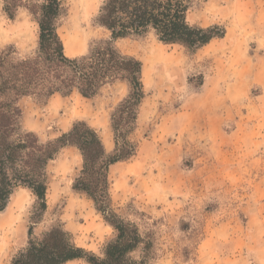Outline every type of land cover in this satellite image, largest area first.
I'll list each match as a JSON object with an SVG mask.
<instances>
[{"label":"rangeland","instance_id":"obj_1","mask_svg":"<svg viewBox=\"0 0 264 264\" xmlns=\"http://www.w3.org/2000/svg\"><path fill=\"white\" fill-rule=\"evenodd\" d=\"M60 1L65 15L57 32L67 57L80 58L108 40L95 22L102 0ZM2 7L0 0V51L12 46L17 58L33 55V16L19 8L9 20ZM187 21L224 27L223 40L193 54L152 34L116 43L142 63L145 98L130 136L136 155L109 168L111 208L152 243L147 264H264V0H193ZM127 94L124 83L91 100L73 94L48 127L34 133L46 142L61 135L57 120L71 128L84 121L111 153L110 115ZM45 105L31 97L20 104L40 120ZM75 160L62 151L49 163L47 210L40 217L29 191L13 193L0 213V264H11L27 247L30 226L36 239L61 227L96 256L115 238L92 201L72 190L81 168V157Z\"/></svg>","mask_w":264,"mask_h":264},{"label":"trees","instance_id":"obj_2","mask_svg":"<svg viewBox=\"0 0 264 264\" xmlns=\"http://www.w3.org/2000/svg\"><path fill=\"white\" fill-rule=\"evenodd\" d=\"M2 3L9 20L14 19L19 8L28 9L38 25V43L34 54L25 58H17L12 46L0 51V213L7 209L17 189H26L35 198L38 217L43 215L47 210L48 165L61 150L74 147L80 154L81 168L71 188L86 195L116 232L101 256H96L76 246L61 227H53L36 239L30 226L27 247L11 264H67L73 260L88 264H147L152 243L134 223L125 221L111 208L109 168L136 155L137 147L130 136L145 98L142 63L122 53L116 43L152 34L160 43L177 45L193 54L212 40L223 38L224 27L189 24L187 14L193 0H102L95 22L108 32V40L92 45L80 58H69L57 32L65 15L60 0ZM115 83L126 84L128 94L110 115L114 144L111 153H107L98 132L84 121L75 122L68 132L46 142L21 127L18 103L22 98L45 103L55 94L68 97L76 92L93 99L104 87ZM137 252L139 256L134 257Z\"/></svg>","mask_w":264,"mask_h":264},{"label":"crops","instance_id":"obj_3","mask_svg":"<svg viewBox=\"0 0 264 264\" xmlns=\"http://www.w3.org/2000/svg\"><path fill=\"white\" fill-rule=\"evenodd\" d=\"M221 40H223V39H221ZM207 45L203 46L202 48L206 47ZM242 54L244 55L243 52H242ZM73 94H77V93L75 92ZM73 94H71V95H73ZM77 95H79V94H77ZM70 96H68V97H70ZM66 98L67 97H62L59 94H55L49 100H47L46 105H45V113L43 114V119H41V120H40L39 117H36V110H34V112L31 115V112L33 111L32 108L30 109L29 115L28 116L26 115V111H24V109L20 106L22 100L24 99V98H22L19 101V103H18V105H19V107H20V109L22 111L21 126H23V128H27L28 130H30L32 132H36V133H39L42 130L44 131L45 128L48 127V124H47L48 120L54 118L56 113H60L61 112V110L63 109L64 105L66 104L65 101H64ZM81 98H83V97H81ZM83 99H85V98H83ZM85 100H91V99H85ZM115 102L118 103V100H116ZM27 123H29V124L27 125ZM56 123L58 124L57 125L58 127L55 130L59 134L66 133V132H68L71 129V126H70L69 122H66L64 119L63 120L61 119L60 121L57 120ZM89 126L92 127L91 125H89ZM113 146H114V144H113ZM62 151L63 152H67V153H71L72 156H74L76 158L75 161L77 163H78V160L80 161V154H79V152H78V150L76 148L67 147V148H64L63 150H61V152ZM74 261H76V260L70 261L67 264L72 263Z\"/></svg>","mask_w":264,"mask_h":264}]
</instances>
